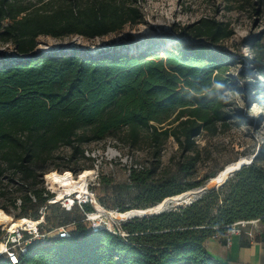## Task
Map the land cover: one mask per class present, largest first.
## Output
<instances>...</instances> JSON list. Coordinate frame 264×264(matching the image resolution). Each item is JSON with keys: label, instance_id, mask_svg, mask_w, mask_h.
I'll return each instance as SVG.
<instances>
[{"label": "trees", "instance_id": "1", "mask_svg": "<svg viewBox=\"0 0 264 264\" xmlns=\"http://www.w3.org/2000/svg\"><path fill=\"white\" fill-rule=\"evenodd\" d=\"M138 2L0 0V43L14 49L0 61V163L5 166L0 180L22 189V214L14 219H27L30 211L37 218L46 204V191L35 189L43 174L36 175V165L62 147L71 150L72 159L84 158L82 146L122 130L132 144L141 134L157 148L172 138L181 153L168 178L156 177L157 163L129 170V181L142 190L144 203L133 209L200 187L180 180L191 176L199 161L195 138L202 131L215 135L225 126L223 93L231 87L224 77L227 61L209 45L233 35L228 25L201 20L189 30L196 42L143 55L119 53L130 46L129 39L96 55L34 53L42 36L94 39L138 25ZM255 65L264 74L260 56ZM255 159L187 207L123 223L119 231L124 236L92 233L78 223L67 238L30 244L17 264H222L206 251V240L237 222L264 226V168ZM6 185L0 181V196L7 194ZM0 264L9 263L0 258Z\"/></svg>", "mask_w": 264, "mask_h": 264}, {"label": "rangeland", "instance_id": "2", "mask_svg": "<svg viewBox=\"0 0 264 264\" xmlns=\"http://www.w3.org/2000/svg\"><path fill=\"white\" fill-rule=\"evenodd\" d=\"M138 6L142 14V23L138 25H126L116 33L94 39L42 36L36 40L34 53H68L74 50L96 55L120 40L129 39L130 46L119 50V53L143 55L155 49L164 50L180 43L196 42L190 37L189 30L201 20L226 24L233 32L229 39L216 46H210L206 40L200 39L213 52L226 56L224 77L231 87L223 93L227 117L225 126L219 127L215 135L202 131L195 138L199 161L192 175L181 179L180 183L185 186L200 184V187L193 189L202 190L197 196L199 199L211 190L220 189L215 188L210 179L228 164L241 159L249 162L255 157L256 165L264 168V74L255 65L257 56L264 62V0H139ZM150 45L153 48L147 51ZM13 54L11 45L0 43V61L1 57ZM82 149L84 158L72 159L69 148H59L45 164L35 166L36 175L43 173L37 176V180L42 181V176L49 172H68L66 169L74 171L70 174L77 179L81 170L90 169L93 174L87 184L94 200L92 211L116 231L125 222L110 219L108 212L144 205L140 197L142 190L129 181V170L135 167L150 168L157 163L156 177L168 178L181 158L172 138L157 148L145 134H141L139 141L132 144L127 140L125 130L102 142L84 145ZM4 167L0 163V168ZM61 176L72 181L69 174ZM18 178L16 175L15 179ZM0 181L6 185L5 180ZM40 187L45 188L42 182L35 189ZM21 190L19 186L8 183L4 190L7 194L0 196V210L12 221L22 214L18 200L22 196ZM13 200L14 205L11 204ZM25 214H28L27 219H33L32 211ZM73 219H82L78 209L67 215L58 206L49 207L45 211L44 230L49 231L60 222L67 223ZM252 227L254 224H249L241 232ZM3 228L0 227V241L5 233Z\"/></svg>", "mask_w": 264, "mask_h": 264}, {"label": "built area", "instance_id": "3", "mask_svg": "<svg viewBox=\"0 0 264 264\" xmlns=\"http://www.w3.org/2000/svg\"><path fill=\"white\" fill-rule=\"evenodd\" d=\"M45 178L46 174L42 176L41 182L45 187L44 190L48 194V197L45 206L39 209L37 218L32 219V221H34L36 225H34L33 227H17L12 230H10L12 225H10V227L8 228H4V237L0 241V245L2 246V250L0 251V258H4L9 264H17L19 255L24 254L30 244L34 242L44 243L51 237L67 238L72 233H74L76 225L78 223H81L85 227L88 225V227L86 228L92 233L98 231H107L112 234H120L121 236H124L120 233V231L112 229V226L103 221V219H101V216L95 215L94 210L92 211L94 200L89 188V184L85 187V193L81 195V198H79V194H72L60 201L55 202L57 196L52 191L51 185L46 181ZM52 206H58L59 209L64 213H71L73 210L78 209L81 213L82 219L78 221H75L73 219L67 223H60L54 226L49 231H45V211L47 210V208ZM86 208H90L91 211H87ZM17 220L19 219H13V221ZM249 224H253V222L234 223L227 228L226 235H239L241 230ZM217 237L218 236H213L212 238L215 239Z\"/></svg>", "mask_w": 264, "mask_h": 264}, {"label": "bare ground", "instance_id": "4", "mask_svg": "<svg viewBox=\"0 0 264 264\" xmlns=\"http://www.w3.org/2000/svg\"><path fill=\"white\" fill-rule=\"evenodd\" d=\"M243 162L246 161L241 159L239 161L224 166L219 172L216 173L214 177L210 179V183L218 186L221 185L222 181L225 178L226 173L235 169L239 164ZM64 174H69L72 181H67V179L64 176H61ZM92 174L93 173L90 171V169H85L81 171L77 179L74 180V178H72L71 174L68 172H64L61 175L57 174L56 172L55 173L52 172L46 174L45 179L51 185V189H53L52 191H54V193L56 194L57 199L55 202H57L72 194H79V198H81V195L85 193V187L88 185L87 181L88 179H91ZM198 190L199 189L185 192V195L181 199L177 198L174 199V201H181L185 199L188 202L189 199L193 197L195 192H197ZM179 205L182 204L179 203ZM131 210H136V209H130L125 212L110 211L108 212V216L112 220L119 222H126L132 216L137 214L136 212H132ZM10 225H12L10 228V230H12L17 227H27V226L33 227L36 224L32 220L23 219V218L17 221H12L8 215H6L4 212L0 210V227L8 228L10 227ZM1 250H2V246L0 245V251Z\"/></svg>", "mask_w": 264, "mask_h": 264}, {"label": "crops", "instance_id": "5", "mask_svg": "<svg viewBox=\"0 0 264 264\" xmlns=\"http://www.w3.org/2000/svg\"><path fill=\"white\" fill-rule=\"evenodd\" d=\"M253 224L239 235L223 233L206 240V251L222 264H264V226L257 221Z\"/></svg>", "mask_w": 264, "mask_h": 264}, {"label": "water", "instance_id": "6", "mask_svg": "<svg viewBox=\"0 0 264 264\" xmlns=\"http://www.w3.org/2000/svg\"><path fill=\"white\" fill-rule=\"evenodd\" d=\"M250 163H251V160L249 162H243V163L239 164L235 169L226 173L225 178L222 181L221 185H219V186L214 185V184L213 185L215 186V188L222 187L230 177H232L242 167L247 166ZM201 193H202L201 189L198 190L197 192H195L193 197H191L188 202L185 199H183L181 201H174V199H177V198L181 199L185 195V193H182V194L174 196V197L165 198L164 200H162L159 204H157L155 206H152V207H149L146 209L131 210L132 212H136L137 214L132 216L127 221H131L133 219H141V218L158 216V215H161L162 213L168 212L170 210L176 211L178 208L187 207V206L191 205L193 202H195L197 200V196ZM179 203L182 205H179Z\"/></svg>", "mask_w": 264, "mask_h": 264}]
</instances>
